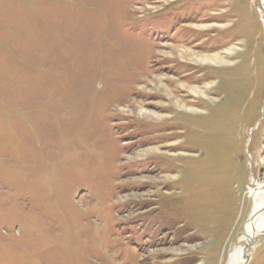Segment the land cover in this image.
Segmentation results:
<instances>
[{"label":"rangeland","instance_id":"obj_1","mask_svg":"<svg viewBox=\"0 0 264 264\" xmlns=\"http://www.w3.org/2000/svg\"><path fill=\"white\" fill-rule=\"evenodd\" d=\"M253 179L264 0H0V264H230Z\"/></svg>","mask_w":264,"mask_h":264},{"label":"flooded vegetation","instance_id":"obj_2","mask_svg":"<svg viewBox=\"0 0 264 264\" xmlns=\"http://www.w3.org/2000/svg\"><path fill=\"white\" fill-rule=\"evenodd\" d=\"M161 8L151 10L153 12L159 11ZM188 21V19H179L177 17V23H174L171 27H168L167 18L153 17L146 21L144 27L145 38L149 42V52L146 56V65H145V78H148L152 75H156L160 69V63L157 60L158 49L165 42H178V40L188 41L187 38H179L177 32L179 31V24ZM193 21V20H192ZM181 27V26H180ZM179 41V42H180Z\"/></svg>","mask_w":264,"mask_h":264},{"label":"bare ground","instance_id":"obj_3","mask_svg":"<svg viewBox=\"0 0 264 264\" xmlns=\"http://www.w3.org/2000/svg\"><path fill=\"white\" fill-rule=\"evenodd\" d=\"M214 58V56H213ZM248 194L252 198L251 218L245 223L243 235L246 243L251 240H257L264 232V183H257L252 180L248 187ZM245 261L243 246H239L231 253L230 264H243Z\"/></svg>","mask_w":264,"mask_h":264},{"label":"water","instance_id":"obj_4","mask_svg":"<svg viewBox=\"0 0 264 264\" xmlns=\"http://www.w3.org/2000/svg\"><path fill=\"white\" fill-rule=\"evenodd\" d=\"M251 213L248 215L247 220L248 221L251 218ZM244 229V227H243ZM256 240L255 239H251L249 240L243 247V251H244V257H245V261L243 262V264H246L248 259H249V255H248V251H250V249L253 247V245L255 244Z\"/></svg>","mask_w":264,"mask_h":264}]
</instances>
